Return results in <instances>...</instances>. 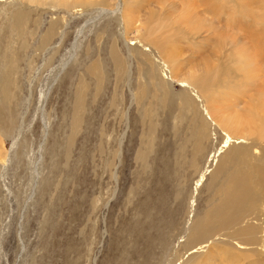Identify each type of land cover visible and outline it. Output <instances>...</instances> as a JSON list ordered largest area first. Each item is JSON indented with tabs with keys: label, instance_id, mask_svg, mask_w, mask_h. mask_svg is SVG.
<instances>
[{
	"label": "rangeland",
	"instance_id": "obj_1",
	"mask_svg": "<svg viewBox=\"0 0 264 264\" xmlns=\"http://www.w3.org/2000/svg\"><path fill=\"white\" fill-rule=\"evenodd\" d=\"M208 1L203 18L214 30L195 32L179 0L0 2V264H187L195 256L230 264L221 251L209 254L219 236L218 244L186 247L191 223L217 193L209 187L225 151L219 120H243L242 110L264 94L255 87L263 79L244 81L227 62L231 49L219 48L232 43L231 30L244 38L239 48L261 37L264 30L253 32L264 6ZM170 13L177 32L158 35L155 21ZM162 36L172 46L161 48ZM94 64L100 78L89 71ZM217 65L229 74L213 89L198 95L180 84L211 77ZM236 78L247 87L239 91ZM254 148L260 155L264 143ZM238 256L264 264V246Z\"/></svg>",
	"mask_w": 264,
	"mask_h": 264
},
{
	"label": "bare ground",
	"instance_id": "obj_2",
	"mask_svg": "<svg viewBox=\"0 0 264 264\" xmlns=\"http://www.w3.org/2000/svg\"><path fill=\"white\" fill-rule=\"evenodd\" d=\"M4 1L5 0H0V2ZM33 1L34 0H29V3ZM179 1L181 2L180 10L186 11L182 15L184 17L188 16V26L194 32L197 30V28L200 30L207 29V31L214 30V22H209L203 18V14L209 10L210 4L208 0ZM257 1H259L264 6V0ZM160 3H163V1ZM123 5L120 4L121 8ZM120 6L118 7L119 10ZM184 7H186V9ZM74 10L76 11V9ZM104 10L106 9H100V12H104ZM79 11L80 10H78V12ZM172 13L162 15L159 22L155 21L156 25H154L155 28L157 27L158 35L159 32H161V35L163 32V35L166 36L164 30H166L168 35L177 32L178 29L173 27V24H176L177 21L173 22L171 19L172 22L169 23ZM213 14L214 16H219L216 11H213ZM20 19L21 16H19V20ZM157 23L159 26H157ZM227 25L234 29L236 26L234 23H228ZM239 26L241 27V24ZM261 26L262 27L257 28L253 34H255L257 31L263 32L264 24H261ZM231 32L234 36V38H232V43H230V45L221 44L219 52L231 49L230 55H227V62L235 65L233 70L242 74L240 78H242L244 81H252L255 78L256 82L258 81V78H262V81H264V78L261 77V70H264V33L261 37H258V39L256 38L255 42H251L249 47L247 46V48H239L238 44L243 43L244 38H240L232 30ZM124 33L125 32H122V34ZM231 34L229 35L231 36ZM163 39V36L162 39H157L161 48L165 47L166 45L172 46V43L163 41ZM253 47V53L249 54V56H237L232 60H229L230 56L234 55L235 53L241 50H243L245 53H248L249 51H246L245 49H250ZM172 49L173 47L167 48V50ZM141 56L143 57L142 54ZM114 58H116L117 66L123 68V61H121L119 55L114 54ZM261 67L262 69H260ZM89 71H92V73L96 74L95 76H97V78H100V73L102 74V70H100V68H98L95 64L91 65ZM210 71H212L211 77H208L206 74H204L202 78L194 79L196 81L193 83L189 81H183L180 82V84H182V87L186 90H192L199 95V93L202 90H206L208 86L211 90L218 79L225 78L229 74L227 65H217L214 67V69L211 68ZM208 78L210 80L209 83L206 82ZM240 78H236L235 80L239 91L240 88L247 87L240 84ZM195 85L198 87L197 91ZM255 87L264 89L262 84H259ZM144 95L145 90L140 88L138 93H136L134 96L138 101L141 100ZM241 95L243 94L241 93ZM183 100L186 103H191L189 96L186 94H183ZM251 102L252 103H249L245 110H242L241 114L238 110L240 117L244 118L243 120L230 119L229 121H225L226 118L220 120L218 119L226 130H224L225 132L223 141V145H225L223 148H225V151L220 158L217 167L210 173L211 181L209 190L214 191L217 189V193L209 200L204 212L200 216H196V218H194L193 222L191 223V227L189 229L190 235L187 242L189 247H186V250H191L195 246L210 243V241L215 244L220 242L219 245L222 247H219V245H214L216 247L211 248V252L209 254L212 257H218L217 253L221 251V256L219 258L229 262L230 264H242L245 259L239 257V254L246 251H259L261 250V247L264 246V148H262V150L260 149V155L255 154L257 152H255L256 148H254L255 142L264 143V94L262 93V95L256 98L254 97L253 101ZM203 109H205L204 111L206 113L207 119L211 118L212 121H215V119L212 118L213 115H211V112L208 110V106H204ZM219 112L222 114V110H219ZM233 112L235 113V111ZM200 117V120L203 121V125L207 123L205 117ZM203 125L200 126L203 127ZM246 130H248V132H246ZM235 135H242L252 138V142L250 143V141L235 138ZM196 137L200 140H203L205 138V130L203 128H198L196 130ZM244 139L247 138L244 137ZM202 149L203 147L200 144L196 145V150L201 151ZM7 157L5 158L7 159ZM204 177L205 174L201 176V179ZM242 223H244V226L236 231L234 235H228L225 232L231 227L240 225ZM218 236L223 240L218 242V240L215 239ZM245 248L248 249L242 250ZM183 257V255H180L178 260H181ZM206 260L205 258L202 259L200 256H195L192 257L187 264H207Z\"/></svg>",
	"mask_w": 264,
	"mask_h": 264
}]
</instances>
